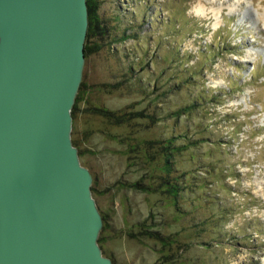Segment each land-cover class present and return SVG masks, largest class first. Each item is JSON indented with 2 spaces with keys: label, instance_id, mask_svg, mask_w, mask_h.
I'll use <instances>...</instances> for the list:
<instances>
[{
  "label": "rangeland",
  "instance_id": "1",
  "mask_svg": "<svg viewBox=\"0 0 264 264\" xmlns=\"http://www.w3.org/2000/svg\"><path fill=\"white\" fill-rule=\"evenodd\" d=\"M93 2L84 43L101 47L85 54L70 137L92 176L102 255L264 264V64L243 55L264 39L250 38L251 17L214 30L187 15L189 0Z\"/></svg>",
  "mask_w": 264,
  "mask_h": 264
},
{
  "label": "water",
  "instance_id": "2",
  "mask_svg": "<svg viewBox=\"0 0 264 264\" xmlns=\"http://www.w3.org/2000/svg\"><path fill=\"white\" fill-rule=\"evenodd\" d=\"M86 0H0V264H113L72 144Z\"/></svg>",
  "mask_w": 264,
  "mask_h": 264
},
{
  "label": "clouds",
  "instance_id": "3",
  "mask_svg": "<svg viewBox=\"0 0 264 264\" xmlns=\"http://www.w3.org/2000/svg\"><path fill=\"white\" fill-rule=\"evenodd\" d=\"M186 13L208 22L214 30L222 26L226 18L249 15L252 25L250 38L255 42L259 34L264 39V0H189ZM243 55L250 63L264 64V51L258 48L249 46L243 50Z\"/></svg>",
  "mask_w": 264,
  "mask_h": 264
},
{
  "label": "trees",
  "instance_id": "4",
  "mask_svg": "<svg viewBox=\"0 0 264 264\" xmlns=\"http://www.w3.org/2000/svg\"><path fill=\"white\" fill-rule=\"evenodd\" d=\"M87 3V19H88V26H87V32H86V39L93 34V29L95 28V26H97V16H96V9H95V4L93 2V0H86ZM101 47V45L97 42L94 43L93 45H87L84 43V55L87 53H91V52H95L97 51L99 48ZM188 108V107H187ZM99 113L102 114L103 116L114 120V122L119 123L120 122V118L115 115V113L113 111L107 110V109H98ZM116 120V121H115ZM185 141H188L185 139ZM172 145H175L174 143V139L173 140H168L166 141V143H163V154L164 156H168L171 153H173L174 151H171ZM176 146V145H175ZM154 232V233H153ZM151 232V235L154 237H159L160 239H162L163 237L160 236V234L156 231Z\"/></svg>",
  "mask_w": 264,
  "mask_h": 264
}]
</instances>
